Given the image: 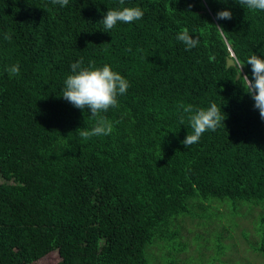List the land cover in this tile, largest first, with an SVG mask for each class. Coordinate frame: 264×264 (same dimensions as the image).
<instances>
[{
	"label": "trees",
	"instance_id": "trees-1",
	"mask_svg": "<svg viewBox=\"0 0 264 264\" xmlns=\"http://www.w3.org/2000/svg\"><path fill=\"white\" fill-rule=\"evenodd\" d=\"M123 7L144 16L105 32L104 14ZM221 10L232 19L217 20ZM183 28L197 47L176 39ZM253 54L264 58V11L236 0H0V264L49 251L58 264L173 263L184 247L174 241L179 216L194 199L205 218L219 214L217 202L230 214L264 205V120L243 78ZM80 58L129 81L119 107L101 113L110 135L82 139L76 130L95 118L61 97ZM212 102L225 120L186 149L183 106ZM260 216L253 248L264 259ZM162 240L166 256L152 259Z\"/></svg>",
	"mask_w": 264,
	"mask_h": 264
},
{
	"label": "clouds",
	"instance_id": "clouds-1",
	"mask_svg": "<svg viewBox=\"0 0 264 264\" xmlns=\"http://www.w3.org/2000/svg\"><path fill=\"white\" fill-rule=\"evenodd\" d=\"M52 4H59L61 7L67 6L69 0H51ZM241 6H246L252 10L264 11V0H236ZM123 4L124 0H120ZM144 12L140 7H123L122 9H108L101 20L105 32L113 29L118 22L130 24L134 21L142 19ZM217 20L232 19L230 10H221L216 14ZM221 33L224 29L220 25H214ZM5 39H10L7 33ZM176 39L185 45V50H191L198 46L199 37L189 33L187 28L181 29ZM240 74L243 66L240 61L233 58ZM251 65L252 79L247 75H243L244 83L248 88V92L254 100V108L259 111L260 117L264 120V58L253 54L248 60ZM71 73L64 81L63 95L64 100L72 104L75 108L81 110H90L91 117L95 118V124L91 128H79V136L84 140H89L96 136H107L113 132V124L101 113H106L111 108H118V96L127 92L130 84L119 72L112 70L111 66L104 64L97 67L95 61H90L87 66L84 65L83 58L70 65ZM10 76H18L20 74L19 64H14L6 69ZM183 112L188 114L192 134H187L181 143L187 149L191 145L199 142L203 133L208 130L215 131L225 120L221 116V107L215 102L210 106L194 110L191 105L183 106ZM184 117L181 116L183 124ZM224 124V123H223Z\"/></svg>",
	"mask_w": 264,
	"mask_h": 264
},
{
	"label": "rangeland",
	"instance_id": "rangeland-1",
	"mask_svg": "<svg viewBox=\"0 0 264 264\" xmlns=\"http://www.w3.org/2000/svg\"><path fill=\"white\" fill-rule=\"evenodd\" d=\"M199 202L194 199L190 212L179 216L177 236L174 241L183 244L179 251L172 250L170 256L173 263L162 264H264V259L258 256L253 245L259 241L256 225L260 224L264 205L241 204L238 211L228 213L224 205L217 202L219 214L205 218L195 206ZM206 202V201H202ZM196 213V215H193ZM199 214V215H198ZM207 222L206 226L202 223ZM196 232L201 233L196 238ZM215 243H211V239ZM205 241L206 245L199 249L198 241ZM165 241L149 250L153 258L163 253L166 256ZM163 247L162 250L159 248ZM219 250V252H217ZM59 257L56 251H49L28 264H58Z\"/></svg>",
	"mask_w": 264,
	"mask_h": 264
},
{
	"label": "water",
	"instance_id": "water-1",
	"mask_svg": "<svg viewBox=\"0 0 264 264\" xmlns=\"http://www.w3.org/2000/svg\"><path fill=\"white\" fill-rule=\"evenodd\" d=\"M225 64L226 65H230V64H234L233 58L232 56H227L225 59Z\"/></svg>",
	"mask_w": 264,
	"mask_h": 264
}]
</instances>
